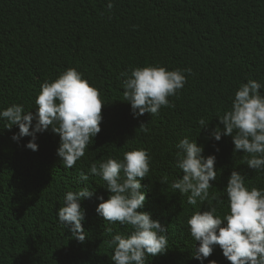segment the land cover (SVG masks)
<instances>
[{
    "label": "trees",
    "instance_id": "16d2710c",
    "mask_svg": "<svg viewBox=\"0 0 264 264\" xmlns=\"http://www.w3.org/2000/svg\"><path fill=\"white\" fill-rule=\"evenodd\" d=\"M146 66L179 70L187 82L168 98L174 108L134 118L121 73ZM70 68L100 93L101 132L75 167L66 169L56 155L59 136L51 129L36 134L38 151L32 152L25 147L31 137L14 142L19 128L7 130L8 121L0 118V264H112L109 229L125 237L132 229L97 215L98 198L106 201L109 193L89 168L108 158L122 161L125 152L136 150L150 157V171L140 181L146 199L139 211L167 227L168 249L146 256L145 264H201L193 258L199 244L188 219L216 207L223 220L233 170L249 191H264V170L249 169L246 154H233L231 137L211 138L215 127L223 128L218 119L231 109L241 84L259 83L264 96V0H0V113L18 105L34 115L42 84ZM201 119L209 123L207 130ZM141 123L146 132L139 130ZM183 139L202 147L204 158H216L209 200L196 206L187 203L190 193L170 187L183 175L176 158ZM80 172L88 181L79 179ZM165 177L168 183L161 184ZM84 188L93 196L79 202L85 214L81 244L57 213L67 192ZM213 195L223 200L221 206ZM211 261L229 264L218 246L202 264Z\"/></svg>",
    "mask_w": 264,
    "mask_h": 264
},
{
    "label": "clouds",
    "instance_id": "9594fccd",
    "mask_svg": "<svg viewBox=\"0 0 264 264\" xmlns=\"http://www.w3.org/2000/svg\"><path fill=\"white\" fill-rule=\"evenodd\" d=\"M107 7L111 10L113 4L108 3ZM185 71L191 74V69ZM121 77L124 78L123 97L130 104L134 118L145 114L156 116L161 108H174L168 98L176 96L187 82L181 71H168L159 66L133 68L121 73ZM260 90L261 85L253 80L241 84L231 109L218 119L223 128L217 126L211 131L215 141H220L222 136L231 137L233 154H246L244 163L254 171L264 170V96L260 95ZM35 106L34 115L32 112L25 114L18 105L0 113V118L8 121L7 130L11 131L13 126L19 128L18 134L11 139L19 143L22 138L31 137L25 147L36 152V134L51 129L59 136L56 155L61 166L74 168L84 157L90 141L101 132L105 105L99 91L70 68L53 82L42 84ZM208 124L204 119L199 121L203 130L208 129ZM139 130L146 132V124L141 123ZM176 147L177 167L183 175L170 187L181 195L190 193L189 205L196 206L197 201L203 204L209 200V189L213 187L210 181H216V158H204L203 148L188 139L181 140ZM149 163V154L136 150L125 152L122 161L108 158L98 165H90L89 175L102 178L109 193L106 201L98 198L102 202L96 208L97 215L110 224L129 225L132 229L126 237L113 235L109 229L108 235L112 236L109 247L114 250L112 264H145L146 256L156 257L168 249L167 227L153 221L150 214L139 211L146 199L140 181L146 179ZM89 175L80 172L79 179L86 182ZM160 183L167 184V177ZM225 191L229 213L223 220L217 218L216 207H211L195 212L187 221L191 237L199 244L193 258L202 264L212 255L213 247L218 246L229 264H264V191L255 187L249 191L244 177L235 170L227 180ZM92 196L93 192L87 188L69 191L57 213L59 222L68 226L72 238L81 244L86 235L82 227L85 214L79 202ZM211 199L217 207L223 204L216 195Z\"/></svg>",
    "mask_w": 264,
    "mask_h": 264
}]
</instances>
